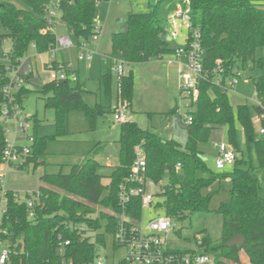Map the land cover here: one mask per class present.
Returning a JSON list of instances; mask_svg holds the SVG:
<instances>
[{
	"label": "trees",
	"instance_id": "16d2710c",
	"mask_svg": "<svg viewBox=\"0 0 264 264\" xmlns=\"http://www.w3.org/2000/svg\"><path fill=\"white\" fill-rule=\"evenodd\" d=\"M23 8L2 3L0 8V43L10 40V67L18 69L33 45L37 54L49 53L56 46V35L42 34L47 28L45 6L49 0H19ZM181 5L190 9L193 27L202 36L206 51L205 66L213 71L216 62L221 61L224 82L232 80L238 72L243 76L248 72L256 88V103L238 106L237 120L241 125L246 146L255 147L259 168L264 169V135L255 138V120L264 117V6L252 0H148L146 13H131L122 31L111 37V55L119 56L129 67V73L118 81V99L130 109L133 104L135 76L133 67L137 64L163 59L174 53L164 39L167 35L168 18ZM62 23L78 43L97 36L96 0H62ZM30 81V75H23ZM110 69L102 73L101 86H110ZM7 65H0V118L5 96L3 88L9 83ZM32 92L24 87L15 95L16 103L24 109L23 102ZM198 99L193 122L188 127L187 142L183 146L178 141L166 137L158 131L143 130L136 122H128L120 127L118 140L119 165L110 168L109 175L101 174L102 165L97 158L105 151L100 143L95 145L90 156L82 164L71 167L68 174H45L41 177L39 192L41 199L30 218L31 210L26 201L14 198L8 192V214L5 222L7 235L4 241L12 251L16 264H61L59 237L70 241L65 257L74 264H86L98 255L97 245H105L109 235L113 236L123 214L133 217L142 213L140 198H133L122 205L120 187L130 177L136 160L135 148L142 145L147 164V178L161 184L162 193L157 195L156 210L181 224L193 216L216 215L221 219V234L217 243L207 230L193 235L179 237L187 246L179 248L183 254L194 253L188 246L202 236V250L210 256H219L217 264H232L234 248H228L233 238L241 235L245 244L239 249L245 258L244 264H264V198L259 194L261 181L253 174V167L243 156L235 130L234 109L228 99V91L210 81H202L198 86ZM43 96L46 109L56 115V126H65L68 116L77 111L84 113L94 130L99 117L106 114V108L85 99L88 91L80 81L76 84L48 82L38 90ZM113 113V110L110 109ZM176 111L166 114L149 113L150 120L156 117L171 121ZM227 126L230 144L236 152V161L227 175L232 182L230 203L211 209V195L205 194L220 174L209 178L199 176L209 171L199 145L209 140L213 130ZM264 127V119L262 120ZM5 125L0 122V162L5 149ZM44 139L34 136L31 155L18 169L29 163L44 164L46 152ZM239 154H242L239 157ZM180 166V169L177 167ZM167 177V183L164 179ZM107 181V182H106ZM95 232V242L87 236ZM257 241L259 249L248 241ZM239 250V251H240ZM247 257H249V260Z\"/></svg>",
	"mask_w": 264,
	"mask_h": 264
},
{
	"label": "rangeland",
	"instance_id": "374dc122",
	"mask_svg": "<svg viewBox=\"0 0 264 264\" xmlns=\"http://www.w3.org/2000/svg\"><path fill=\"white\" fill-rule=\"evenodd\" d=\"M257 4L264 6V0H252ZM0 2L13 4L18 8H23V4L19 0H0ZM147 0H116L111 3L103 2L98 6V17L96 25L102 28V33L98 35L94 43H89L90 51L94 52V57L90 64L86 62L78 65V40L72 37L75 48L63 49L58 52V60L65 64H72L74 68L79 70L80 82L85 84L88 91L85 99L88 103L95 105L96 103L106 108V114L99 117L95 129H91L89 120L83 112L77 111L71 113L65 126H56V115L54 110L46 109L43 96L38 93L41 87L50 82V73L46 69V65L51 62L52 55L38 57L34 49H30L27 56L23 59L21 73L33 72L35 82L30 83L27 87L32 90L28 97L23 102V115L31 118V129L27 133L28 136H37L44 139V150L46 157L44 164L36 166L34 163H29L24 169L15 167L5 169L6 187L8 190L14 191L20 201L27 200V194L37 192L41 186V177L45 174H68L72 166L82 164L91 152L95 145L100 143L105 146V154L97 161L102 165L101 174L107 176L111 173L110 168L119 165L118 140L120 138V124L114 121V114L110 112L113 107L119 102L118 99V78L112 76L110 86L106 88L100 84L101 74L111 68V66L119 60L118 56L111 55V37L113 34L122 31L125 28V21L131 13H146L148 11ZM6 31L0 28V34H5ZM57 35H68L65 26H58L56 29ZM187 32L183 31L182 36L177 41H172L169 36H164V39L171 48L182 47L186 38ZM12 48L10 40H4L0 43V65H7L8 62L4 57L5 51ZM264 55V50L258 53V57ZM174 60L172 54L166 55L161 60H153L147 63L137 64L133 68L135 76V90L133 99V108L129 109L130 116L133 122H136L143 130L158 131L166 137L171 138L170 133L173 132V137L181 145L187 142L188 134V118L190 110L186 107V101L180 93L179 80L174 72V67L170 68L169 62ZM171 69V70H170ZM169 71V76L168 72ZM229 102L234 109L235 115V130L239 147L243 151V156L250 161L253 167V174L261 181L260 196L264 198V169L259 168L258 157L254 146L249 149L246 146L245 137L240 123L237 120V108L246 103H256V88L251 79L250 73H246L244 78L232 91L227 93ZM171 111L176 113L171 116V121H166L164 118L156 117L150 120L149 113L166 114ZM255 138L261 139L260 129L262 122L255 121ZM169 126V129L167 127ZM8 129L13 133L9 135L10 139L14 140L15 121L6 124ZM171 128V129H170ZM17 143L24 145L29 144L26 137H19ZM229 144L228 127L222 126L213 130L209 140L199 145V149L203 153L206 166L209 171L200 172L199 176L209 178L212 174H220V177L213 183L210 189L205 191V194L211 195L210 206L212 210H217L219 207L230 203V190L232 182L229 176L223 177L231 172L232 167L219 171L216 168V161L219 155V150L216 144ZM242 154H239L241 157ZM2 164L0 163V170ZM107 182V181H106ZM167 183V177L164 179ZM157 203L154 204V207ZM163 215L161 210L151 209L144 212V220L147 223L155 214ZM179 225L183 227V234L193 235L194 233L201 234L202 230H207L214 243L218 244L221 234V219L216 215H207L200 217L193 216L186 223ZM88 237H91L95 242V232H88ZM202 237V236H199ZM173 244L179 248H185L187 244L172 237ZM253 246L259 249L257 241H248V246ZM97 250L100 256H108L113 259V237L109 235L105 245H97ZM234 248L232 264H244L240 257L245 258L242 249ZM116 256V255H115ZM249 260V257H247ZM220 261L219 256H213L212 263L217 264ZM260 264L263 261H258Z\"/></svg>",
	"mask_w": 264,
	"mask_h": 264
},
{
	"label": "built area",
	"instance_id": "2783aa9c",
	"mask_svg": "<svg viewBox=\"0 0 264 264\" xmlns=\"http://www.w3.org/2000/svg\"><path fill=\"white\" fill-rule=\"evenodd\" d=\"M62 0H49L45 6V20L47 28L42 30V34L52 32L56 35V46L49 53L53 61L46 65L50 73V82H63L76 84L79 82V75L72 64L59 63L56 61L57 52L63 49L75 48L72 35H57L58 26H65L62 23ZM116 0H96L97 7L103 2H113ZM140 1V0H139ZM148 1V0H147ZM67 29V28H66ZM186 30L187 35L182 47L174 48V60L170 64H179V88L180 93L186 101V107L190 113L195 110V103L198 99V86L202 81H210L213 84L223 88L226 91H232L244 78L243 73L237 75L224 85V69L221 61L216 62V68L213 71L207 70L205 66L206 51L202 45V36L198 28L193 27L190 16V9H183L178 5L168 18L167 36L172 41H177ZM68 31V30H67ZM97 36H93L86 41H82L76 47L78 51V61L91 63L94 52L90 51L89 43H94L102 33V28L96 26ZM35 46L33 45V49ZM10 50H6L4 57L7 60L9 83L3 88L5 102L3 104L2 116L0 122L5 125V149L2 153L1 164L4 167H15L25 163L27 157L31 155V146L34 143V136H28L31 129V118L24 116L23 109L16 103L15 95L21 89L27 87L29 82L23 77L20 68L12 69L10 67ZM183 59V60H182ZM111 74L118 78V81L129 73V67L122 59L117 60L110 68ZM114 121L116 124H126L130 122L129 108L126 103L119 100L118 104L113 107ZM264 117H257L255 121L262 122ZM15 121L14 140L10 139L11 129L6 124ZM192 116H189L188 123L192 124ZM260 135H264V127L260 129ZM26 137L29 144L24 145L17 143L19 137ZM219 150L216 161V168L219 171L227 167H233L236 161V152L234 147L229 143L215 145ZM136 160L131 170L130 177L120 187V203L128 204L133 198H140L142 203V213L129 217L123 214L118 223L116 232L113 234V259L108 256L98 255L93 261L86 264H213V256H210L202 250L201 237L197 236L196 241L188 247L194 253L183 254L179 252V247L174 245L172 237L181 240L179 232L183 227L179 222L165 214H155L147 223L144 220V212L155 209L157 195L162 193L161 184L147 178V164L144 156L142 145L135 148ZM180 169V166L177 167ZM8 192L6 187V177L4 171H0V264H16L12 258V251L4 241L7 235L5 222L8 212ZM13 192V191H12ZM14 198L18 199L15 192ZM41 193L39 191L27 194L26 204L31 210L30 218L35 216L33 208L40 201ZM156 210V209H155ZM70 241H63L59 237V255L63 257L61 264H74L72 259L65 257L66 248ZM116 255V256H115Z\"/></svg>",
	"mask_w": 264,
	"mask_h": 264
},
{
	"label": "crops",
	"instance_id": "0c3cea01",
	"mask_svg": "<svg viewBox=\"0 0 264 264\" xmlns=\"http://www.w3.org/2000/svg\"><path fill=\"white\" fill-rule=\"evenodd\" d=\"M59 52V51H58ZM58 52H57V55H56V61L57 62H59L60 63V61L58 60ZM78 52V51H77ZM46 54H48V53H45V54H37L36 53V55L38 56V57H40V56H43V55H46ZM119 57V56H118ZM120 58V57H119ZM121 59V58H120ZM161 60V59H160ZM183 60V59H182ZM53 60H51V62H52ZM61 63H66V62H64V61H62ZM81 63H84V62H80V61H78V65H80ZM88 64V63H87ZM90 64V63H89ZM169 65H170V68H172V67H174V72H175V74H176V76H178V80H179V64L178 63H173V64H170L169 63ZM136 66V65H135ZM134 66V67H135ZM21 67H22V65H21ZM133 67V68H134ZM21 69V68H20ZM171 70V69H170ZM77 71V73H78V75H79V78H80V74H79V70L77 69L76 70ZM166 72H168V76L170 75L169 74V71H166ZM21 74H23V75H30V76H32L31 77V79H30V81H29V84L30 83H33V82H35V77H34V74H33V72L31 71V72H29V73H21ZM102 75V74H101ZM80 81V80H79ZM180 83V82H179ZM133 108V106L130 108V109H132ZM130 113V112H129ZM130 120L133 122V120H132V118H131V116H130ZM167 129H169V126L167 127ZM171 129V128H170ZM170 135H171V138L172 139H175L174 137H173V132H171L170 133ZM176 140V139H175ZM106 151V150H105ZM105 151L98 157V158H100L103 154H105ZM109 167V166H108ZM112 167V166H111ZM5 169H6V167H4V166H2V168H1V170L0 171H5ZM8 189V188H7ZM9 191H12V190H9ZM14 192V191H13Z\"/></svg>",
	"mask_w": 264,
	"mask_h": 264
},
{
	"label": "water",
	"instance_id": "95a60500",
	"mask_svg": "<svg viewBox=\"0 0 264 264\" xmlns=\"http://www.w3.org/2000/svg\"><path fill=\"white\" fill-rule=\"evenodd\" d=\"M76 1V0H75ZM3 6V4L0 2V8ZM125 29L127 30V27L125 26ZM245 238L241 235L236 236L233 238L229 243H227L228 248H235V247H241L245 244Z\"/></svg>",
	"mask_w": 264,
	"mask_h": 264
}]
</instances>
